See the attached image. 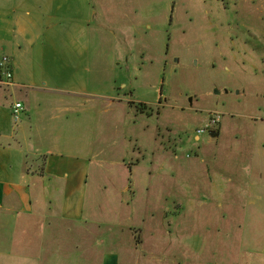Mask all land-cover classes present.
I'll return each mask as SVG.
<instances>
[{"label":"rangeland","instance_id":"obj_1","mask_svg":"<svg viewBox=\"0 0 264 264\" xmlns=\"http://www.w3.org/2000/svg\"><path fill=\"white\" fill-rule=\"evenodd\" d=\"M47 1L0 109L12 144L58 136L29 164L89 160L73 263L264 264V0Z\"/></svg>","mask_w":264,"mask_h":264},{"label":"crops","instance_id":"obj_2","mask_svg":"<svg viewBox=\"0 0 264 264\" xmlns=\"http://www.w3.org/2000/svg\"><path fill=\"white\" fill-rule=\"evenodd\" d=\"M47 2L0 0V54H16L21 49L17 39L41 30L39 19L50 7ZM1 86L5 82L0 81ZM72 130L66 129L67 140L73 139ZM26 131L27 140L33 144L44 141L56 147L59 142L53 131L35 136L29 124L18 127L16 134L22 138L12 144L15 139L0 109V261L16 258L19 264H74L68 241L75 226L84 222L89 160L83 155L50 150L43 156L32 155L33 164H29L28 151L21 146L26 142ZM127 192L134 195L128 186L120 194ZM107 264L115 262L109 258Z\"/></svg>","mask_w":264,"mask_h":264},{"label":"built area","instance_id":"obj_3","mask_svg":"<svg viewBox=\"0 0 264 264\" xmlns=\"http://www.w3.org/2000/svg\"><path fill=\"white\" fill-rule=\"evenodd\" d=\"M0 75L5 80V85L6 86H11V83H10L11 73H10V69H9V59L7 57H2L0 59ZM11 111H12V117H13V119L15 121H18L19 120V115L24 110H23V107H22V105L20 103H15L12 106ZM219 120L220 119H219V116L217 114H211L210 115L209 123H208L207 128H206L209 133L215 132L214 131V128L219 123ZM197 133L198 134H202V133H204V130H200Z\"/></svg>","mask_w":264,"mask_h":264},{"label":"trees","instance_id":"obj_4","mask_svg":"<svg viewBox=\"0 0 264 264\" xmlns=\"http://www.w3.org/2000/svg\"><path fill=\"white\" fill-rule=\"evenodd\" d=\"M211 134H214V132H211Z\"/></svg>","mask_w":264,"mask_h":264}]
</instances>
